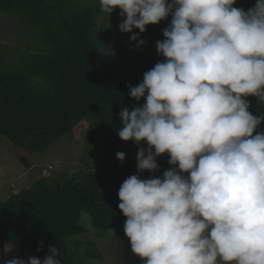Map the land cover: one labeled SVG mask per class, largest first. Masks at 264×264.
<instances>
[{"label":"clouds","instance_id":"clouds-1","mask_svg":"<svg viewBox=\"0 0 264 264\" xmlns=\"http://www.w3.org/2000/svg\"><path fill=\"white\" fill-rule=\"evenodd\" d=\"M235 2L99 0L108 15L120 9L121 32L139 29L130 41L172 17L155 45L163 61L128 86L145 103L119 112V138L148 145L137 151L138 173L157 171L165 153L175 166L132 175L118 191L125 235L144 264H264V131H256L264 115L244 99L264 100V0L247 12ZM58 256L49 246L42 260L3 264H60Z\"/></svg>","mask_w":264,"mask_h":264},{"label":"trees","instance_id":"trees-1","mask_svg":"<svg viewBox=\"0 0 264 264\" xmlns=\"http://www.w3.org/2000/svg\"><path fill=\"white\" fill-rule=\"evenodd\" d=\"M255 4L256 0H236L232 6L247 12ZM0 11L17 19L36 43L16 49L18 57L6 55L10 47L0 43V135L28 153L41 152L63 135L73 137L75 126L87 122V142L92 146L88 150L99 157L72 174L41 178L0 202V244L11 249L12 257L24 259L43 258L49 246L57 247L60 264H83L99 253L90 251L91 241L71 240L87 231L80 223L81 213L90 216L94 227L127 237V218L118 208L121 184L132 175L161 177L175 167L165 153L156 158L157 171L138 173L137 151L147 143L123 141L117 134L121 109L145 103L144 97L138 102L130 97L128 86H137L151 68L123 75L115 70L98 43L96 24L103 13L99 1L0 0ZM171 19L170 14L158 24L146 25L139 47L148 49L150 32L168 27ZM157 57L158 62L164 59L152 56ZM244 99L250 102L251 114L264 115V100ZM256 131H264V121ZM118 152L125 153L123 161L116 158Z\"/></svg>","mask_w":264,"mask_h":264},{"label":"rangeland","instance_id":"rangeland-1","mask_svg":"<svg viewBox=\"0 0 264 264\" xmlns=\"http://www.w3.org/2000/svg\"><path fill=\"white\" fill-rule=\"evenodd\" d=\"M77 1L96 3L99 0ZM124 18L121 17L119 8L109 15L103 12L96 24L98 43L119 74L145 72L146 69L153 68L160 60L159 57L153 59L152 56L158 54L156 42L164 39L163 28L159 27L156 31H151L149 48L141 49L137 41H129L130 36L137 33L135 28L130 33L119 30L118 25ZM117 19L120 22L115 23ZM20 25L12 15L0 11V43L10 47L6 50V55L18 57L19 52L16 49L24 50L31 42H33L32 45L36 44L21 30ZM24 29H26L25 26ZM119 37L121 41L118 40ZM122 44L125 46L123 47ZM87 134L88 123L81 122L75 126L73 137L63 135L43 151L34 153H28L16 147L0 135V202L5 199L6 194H9L11 186H13L12 189L21 188L27 182H36L46 176L72 174L85 164L97 163L99 157L91 154L89 152L92 151L91 149L88 150L92 146L87 142ZM27 165L32 166L27 168ZM48 165H51L49 173L43 174V169ZM21 172L24 174L21 175ZM80 223L87 231L72 237L71 240L91 241L94 247L92 246L90 251L94 253L95 249L99 253V257L86 258L83 264H144L143 260L131 251L127 237H117L111 229L94 227L90 216L85 212L81 213ZM10 250L6 244H0V264H3L6 259L16 258L12 257Z\"/></svg>","mask_w":264,"mask_h":264},{"label":"crops","instance_id":"crops-1","mask_svg":"<svg viewBox=\"0 0 264 264\" xmlns=\"http://www.w3.org/2000/svg\"><path fill=\"white\" fill-rule=\"evenodd\" d=\"M19 151H17V154H19L18 153ZM22 155L24 154V153H21ZM32 165H27V168H29V167H31ZM21 175H23L24 174V172L22 173H20ZM33 182H27L25 185H23L24 187H21V188H15V189H12L13 188V186H11L10 188H11V190L9 191V194L7 195L6 194V196H5V199L11 194V193H16L17 191H20L22 188H26V187H29L31 184H32ZM4 199V200H5ZM3 200V201H4Z\"/></svg>","mask_w":264,"mask_h":264},{"label":"built area","instance_id":"built-area-1","mask_svg":"<svg viewBox=\"0 0 264 264\" xmlns=\"http://www.w3.org/2000/svg\"><path fill=\"white\" fill-rule=\"evenodd\" d=\"M49 169H51V165H48V168L44 170V173L45 174L49 173Z\"/></svg>","mask_w":264,"mask_h":264},{"label":"bare ground","instance_id":"bare-ground-1","mask_svg":"<svg viewBox=\"0 0 264 264\" xmlns=\"http://www.w3.org/2000/svg\"><path fill=\"white\" fill-rule=\"evenodd\" d=\"M47 168H48V167H47ZM47 168H44V169H43V174H44V170L47 169ZM46 177H48V176H46Z\"/></svg>","mask_w":264,"mask_h":264}]
</instances>
